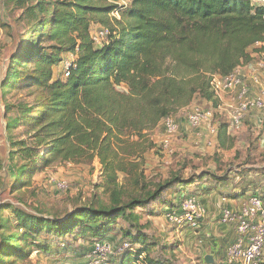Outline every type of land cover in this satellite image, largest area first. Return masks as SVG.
<instances>
[{
    "label": "trees",
    "instance_id": "16d2710c",
    "mask_svg": "<svg viewBox=\"0 0 264 264\" xmlns=\"http://www.w3.org/2000/svg\"><path fill=\"white\" fill-rule=\"evenodd\" d=\"M128 2V7L120 11V19L111 17L119 7L107 0H37L27 7L29 31L12 58L3 88L5 95L11 93L10 89L13 92L24 88L35 91L37 96L34 105L21 104L18 116L7 121L8 142L13 150L18 148L13 153L22 165L13 167L12 158V167L6 173L13 187L24 188L28 187V178L57 162L92 163L98 158L111 183L124 173L132 177L141 194L123 203L124 193L117 187L108 208L79 207L62 218L15 212L19 231L0 236V264L26 257L30 254L24 255L29 251L26 242L35 243L43 236L48 240L42 245L35 243L36 250L43 254H51L49 246L55 241H59L55 244L58 250L64 251L72 245L67 238L72 242L86 238L91 242V255L95 243L113 244L118 234L121 242L132 248L120 251L124 243L117 247L111 259H118V264H173L170 259L150 253L147 238L137 231L133 211L157 203L163 207L162 198L168 191L172 198L178 194L176 198L181 203L186 198L184 191L190 188L189 181L173 175L148 191L132 158L138 159L148 150L146 133L197 99L219 106L211 87L213 75L226 77L250 64V50L257 44L263 46L258 53H264V2ZM97 28L110 32L108 41L101 46L93 41ZM45 42L52 45L45 46ZM66 53L76 54L77 59L70 76L62 79L55 75V69ZM28 65L29 69L23 71L22 66ZM15 130H21L18 134L22 136L28 134V139L12 134ZM229 137L228 125H221L222 147H226L225 138ZM206 176L200 181H205ZM247 185L242 186L245 192L253 183ZM173 200L167 212L174 211ZM121 221L129 228L120 226ZM236 236L234 243L237 232Z\"/></svg>",
    "mask_w": 264,
    "mask_h": 264
},
{
    "label": "rangeland",
    "instance_id": "374dc122",
    "mask_svg": "<svg viewBox=\"0 0 264 264\" xmlns=\"http://www.w3.org/2000/svg\"><path fill=\"white\" fill-rule=\"evenodd\" d=\"M253 1L257 4L264 2V0ZM107 2L114 6L118 4L119 9L114 11V13H118L117 16H120V11H124L121 6L127 4V0H107ZM35 3L37 0H0V236L11 231L14 233L19 231L15 221V212L30 215L40 214L50 219L62 218L79 207L108 208L113 203L111 193L117 187H121L124 193L123 203H126L130 196L141 194L140 189H135L136 185L132 177H126L124 173H119L116 182L111 183L98 158L92 163L57 162L28 178V182H26L28 187L12 186L6 173L7 169L12 167V158H14L13 167L18 168L22 164L13 153L18 148L13 150L8 142L7 138L10 134L7 133L6 124L9 118L18 116V106L21 104L34 105L37 93L22 88L13 92L10 89L11 93L5 95L6 89L3 88V82L6 79L12 58L20 48L23 36H26L29 31L26 9ZM94 30L92 36L95 37L103 29ZM107 41L108 39L101 45ZM44 45L49 47L52 44L45 42ZM261 47L263 46L258 45L250 50L253 60L250 64L243 66L246 68L243 73L248 78L253 75L261 77L263 74L259 64L264 63V53H258ZM76 59V54H64L62 63L55 69V75H61L62 79L68 78L69 76H65L66 65L70 64L72 68ZM27 67L22 66L23 71L26 72L29 65ZM248 85L249 100L264 98L263 92L258 91L251 81ZM231 93L227 94L226 99L223 96L222 100L217 97L220 101L217 108L197 99L190 107L181 110L172 117L174 123L180 126V132L176 136L170 137L167 147L164 148L166 132L164 124L161 123L158 128L146 133L147 141H149L146 153L138 159L132 158L139 167L138 174L142 173L143 175L142 183L146 190H154L157 184L167 181L173 175H181L186 181H189L187 183L190 187L183 194L187 193L186 197L198 198L206 208V217L200 225L201 228L197 229L188 228L187 224L181 225L179 222L169 221L167 210L171 200L175 199L172 201L174 211H179L184 201L179 202L180 198H176L178 194L172 198L169 191L165 192L162 198L165 201L163 207L157 203L147 209L133 211V220L135 218L139 227L137 231L141 230L144 237L147 238L150 253L156 257L170 259L173 264H206L205 257L215 254L211 247L213 244L211 241L215 238L216 231L211 226L213 224L220 225L221 222L217 215L214 216L218 211H210L202 197H206L204 199L210 205L216 203L217 209L219 210L220 207L221 211L227 204H229V208L238 210L255 193H260L264 197V109L249 111V113L251 111L260 112L259 116L262 117H257L259 121L257 124L249 122L241 129H229L231 106L239 107V101L235 99V92ZM227 102L232 104L227 106ZM196 106L214 111L211 124L218 128L216 135H210L208 127H203L198 131L191 129L188 118ZM10 107L12 108L10 109ZM225 124L228 125L230 137L229 139L225 138L226 147H222L219 142V127ZM18 133H21V130H15L12 134L19 135L21 140L28 139V134L25 133L22 136ZM167 135L170 136V134ZM205 175H207V179L201 182L200 179ZM51 178L66 181L70 189L67 192L57 193ZM220 182L222 183L220 184ZM248 183H253V185L245 192L242 186ZM199 187L203 190H200ZM209 216L215 217V220L211 221ZM209 221L212 222L210 225L207 224ZM119 224L125 229L129 228V225L123 221ZM217 231L219 234L220 230ZM133 233H136V230H133ZM114 238L112 240L114 247L117 248L124 243L121 242L119 234ZM46 240L48 237L43 236L36 239L35 243L42 245ZM58 242L50 243L51 254L46 255L36 250L35 245L37 244L27 241L29 251L24 255L29 252L30 254L22 258L16 257L12 264H85L86 261L89 262L91 242L88 239L78 238L77 241L72 242L67 238V242L72 245L64 251L58 250L60 247L55 245ZM66 245L68 246V244ZM221 251L222 255H218L215 264H225L223 263L225 262L223 259L225 258L224 248ZM163 253L171 258L166 257ZM117 260L110 259V264H118Z\"/></svg>",
    "mask_w": 264,
    "mask_h": 264
},
{
    "label": "built area",
    "instance_id": "2783aa9c",
    "mask_svg": "<svg viewBox=\"0 0 264 264\" xmlns=\"http://www.w3.org/2000/svg\"><path fill=\"white\" fill-rule=\"evenodd\" d=\"M115 4V3H114ZM118 7V4H115ZM129 5L121 6L126 9ZM118 13H112L111 17L120 19ZM110 32L103 29L98 32L93 41L95 45H101L108 39ZM261 45V44H257ZM72 65H66L67 71L65 76H70ZM263 70L262 76L253 75L246 77L243 73L242 66L237 68L232 74L222 77L213 75L211 77V87L216 97L228 92H235V99L239 101L236 108L231 106L229 129H241L244 126V120L252 109L263 110L264 98L249 100V81L256 87L261 89L264 97V63L259 64ZM238 88V89H237ZM237 89V90H235ZM214 117V111L204 110L200 107H194L191 111L188 122L191 129L197 131L203 127H208L210 135H216L218 128L212 126L211 120ZM165 126L164 148L170 143V137L176 136L180 132V126L174 123V120L167 118L162 122ZM208 133V132H207ZM167 134H170L167 135ZM52 185L56 187V192H67L70 189L69 184L64 180L51 178ZM181 211V213H180ZM206 208L198 198L187 196L181 204L179 211L169 212L167 218L172 223H181V225H189L188 227L196 228L199 222L206 217ZM180 215V216H178ZM220 222L222 225H235L238 240L230 245L226 250L227 264H264V200L259 195L249 197L248 201L238 210L224 208L221 212ZM117 248L114 244L104 241L94 244L93 251L89 255V264H110V259L116 254ZM131 249V244L124 243L120 251Z\"/></svg>",
    "mask_w": 264,
    "mask_h": 264
},
{
    "label": "crops",
    "instance_id": "0c3cea01",
    "mask_svg": "<svg viewBox=\"0 0 264 264\" xmlns=\"http://www.w3.org/2000/svg\"><path fill=\"white\" fill-rule=\"evenodd\" d=\"M244 66H246V65H244ZM242 68H243V70H245L246 68L245 67H243L242 66ZM258 89V91L259 90H261V89H259V88H257ZM227 94H230V92H228V93H224V94H222L221 95V97L223 96L225 99H226V96H228ZM232 94V93H231ZM221 100H222V98H221ZM228 101V100H227ZM229 104H232V103H230V102H227V106L229 105ZM259 113L260 112H258V111H251L248 115H247V117L245 118V120H244V126L246 125V124H248L249 122L250 123H252V124H257V122H259L258 121V118L257 117H262V116H259ZM189 125V124H188ZM206 199V197H202V200H203V202L205 203V204H207V206H208V209L210 210V211H212V210H214L215 212H217L218 211V213H215V215L214 216H216L217 215V217L218 218H220L221 217V210H220V207H219V205H218V207H219V210L217 209V205H216V203H214V204H209L205 199ZM201 200V201H202ZM227 208H229V204H227V206H226ZM231 209V208H230ZM236 210V209H235ZM209 219L211 220V221H213V220H215V217L213 218L212 216H209ZM212 222H210L209 221V223H207L208 225H210ZM211 227H214L215 228V234L216 235H214L215 236V238L211 241L213 244V253H215V254H213L214 256V261H217L218 260V255L220 254V255H222L221 253H222V249L224 248V254H225V250H226V248L227 247H229L232 243H234L235 241H236V239H237V236H236V232H235V226L234 225H232V226H224V225H222V224H220V225H216V224H213ZM220 230V232H219V234H217V230ZM217 239H219V240H217Z\"/></svg>",
    "mask_w": 264,
    "mask_h": 264
},
{
    "label": "water",
    "instance_id": "95a60500",
    "mask_svg": "<svg viewBox=\"0 0 264 264\" xmlns=\"http://www.w3.org/2000/svg\"><path fill=\"white\" fill-rule=\"evenodd\" d=\"M206 264H214V257L212 255H208L205 257Z\"/></svg>",
    "mask_w": 264,
    "mask_h": 264
}]
</instances>
